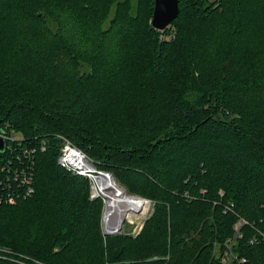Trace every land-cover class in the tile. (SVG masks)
Returning <instances> with one entry per match:
<instances>
[{"label": "trees", "instance_id": "1", "mask_svg": "<svg viewBox=\"0 0 264 264\" xmlns=\"http://www.w3.org/2000/svg\"><path fill=\"white\" fill-rule=\"evenodd\" d=\"M153 8L0 0V125L36 147L31 192L0 171V264H264V0ZM58 135L153 200L138 235L103 234Z\"/></svg>", "mask_w": 264, "mask_h": 264}, {"label": "built area", "instance_id": "2", "mask_svg": "<svg viewBox=\"0 0 264 264\" xmlns=\"http://www.w3.org/2000/svg\"><path fill=\"white\" fill-rule=\"evenodd\" d=\"M58 137L61 140V145L57 156V163L67 170L89 179L91 188L94 189L91 192V198L100 195L95 191L97 188L96 176L99 171L93 160L84 151L76 147L67 137L62 135H58ZM23 138V135L15 132L8 123L0 125V139L4 141V148L3 150L0 149V171H7L6 176L11 175L14 181H19L21 184L27 185V192L29 193L32 191L30 185L32 182V165L36 147L30 143L29 146L28 144L24 146ZM44 146V143L40 145L42 149H44ZM1 183L4 184V180ZM8 185L9 183H7ZM5 201L11 203L13 202V197L7 194ZM0 202H2L1 197ZM243 222V220H239L237 222L238 226H241ZM240 235L237 231V236ZM250 242H254V239H251Z\"/></svg>", "mask_w": 264, "mask_h": 264}, {"label": "bare ground", "instance_id": "3", "mask_svg": "<svg viewBox=\"0 0 264 264\" xmlns=\"http://www.w3.org/2000/svg\"><path fill=\"white\" fill-rule=\"evenodd\" d=\"M96 185L98 192L103 194L106 198L104 207L105 219H103L105 221L106 230H114L120 220L125 219L131 207L137 203V196L129 195L122 186L107 174H98L96 176Z\"/></svg>", "mask_w": 264, "mask_h": 264}, {"label": "rangeland", "instance_id": "4", "mask_svg": "<svg viewBox=\"0 0 264 264\" xmlns=\"http://www.w3.org/2000/svg\"><path fill=\"white\" fill-rule=\"evenodd\" d=\"M118 1H125V0H118ZM129 1H130V3L133 6H135L137 4V0H129ZM115 10H116V4L114 3V4L111 5V7L109 9L108 20H110V18L112 17V15H113ZM108 20L106 21V25L108 24ZM97 170L98 171H103V170H100L98 168H97ZM120 186H122V185H120ZM93 190L94 189L91 188V185H90L89 196L91 195V192ZM96 192H98L97 188H96ZM126 192H127V190H126ZM98 193H100V192H98ZM129 195H133V194H129ZM133 196H138V197H141L143 199L136 197L137 203H135L131 207L130 211L126 214V217L123 220L122 229L120 231H118L117 233H115V234L124 233V234H129V235H132L133 237H135L141 231V229L143 227V224L146 221V219L149 218L154 212V207H153V203L154 202H153V200H151L149 198H146V197H143V196H139V195H133ZM103 198H105V196ZM144 199H146L148 201H146ZM105 201H106V198L104 200V203H105ZM106 206H107V204H106ZM105 215H106V210H105ZM103 219H105V216H104V218H102V231H103V234H104V230L106 229V227H105V221ZM215 242H216L215 240L212 241V243L214 245L216 244Z\"/></svg>", "mask_w": 264, "mask_h": 264}, {"label": "water", "instance_id": "5", "mask_svg": "<svg viewBox=\"0 0 264 264\" xmlns=\"http://www.w3.org/2000/svg\"><path fill=\"white\" fill-rule=\"evenodd\" d=\"M178 11H179L178 0H154V8H153V13H152V18H151L152 26L157 30L164 29L177 16ZM3 148H4V141L0 139V149L3 150ZM101 173L107 174L114 181H116L111 173L105 172V171L98 172V174H101ZM101 195L103 196V194ZM103 217H104V211H103ZM122 224H123V220H120V222L116 225L114 230L105 229L104 235H113L117 233L118 231L122 229Z\"/></svg>", "mask_w": 264, "mask_h": 264}]
</instances>
